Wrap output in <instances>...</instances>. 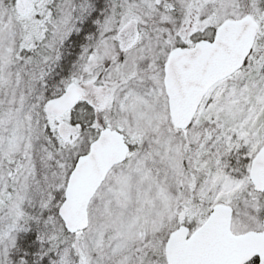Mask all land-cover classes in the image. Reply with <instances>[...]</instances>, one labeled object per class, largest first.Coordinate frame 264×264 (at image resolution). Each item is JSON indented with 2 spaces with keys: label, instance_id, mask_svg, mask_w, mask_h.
Returning <instances> with one entry per match:
<instances>
[{
  "label": "snow or ice",
  "instance_id": "1",
  "mask_svg": "<svg viewBox=\"0 0 264 264\" xmlns=\"http://www.w3.org/2000/svg\"><path fill=\"white\" fill-rule=\"evenodd\" d=\"M0 264H264V0H0Z\"/></svg>",
  "mask_w": 264,
  "mask_h": 264
}]
</instances>
